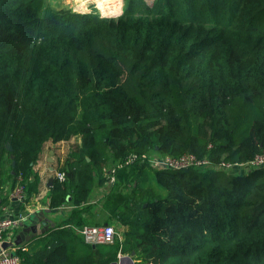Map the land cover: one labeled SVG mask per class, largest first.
Segmentation results:
<instances>
[{
  "label": "trees",
  "instance_id": "obj_1",
  "mask_svg": "<svg viewBox=\"0 0 264 264\" xmlns=\"http://www.w3.org/2000/svg\"><path fill=\"white\" fill-rule=\"evenodd\" d=\"M52 1L0 0V190L21 179L27 198L39 193L44 145L81 136L50 189L49 208L71 214L20 264H115L120 252L134 264H264V168L149 164L247 163L264 150V0H127L116 19ZM111 177L99 202L126 231L94 248L82 215Z\"/></svg>",
  "mask_w": 264,
  "mask_h": 264
},
{
  "label": "crops",
  "instance_id": "obj_2",
  "mask_svg": "<svg viewBox=\"0 0 264 264\" xmlns=\"http://www.w3.org/2000/svg\"><path fill=\"white\" fill-rule=\"evenodd\" d=\"M75 137L70 141L59 142L57 144L52 141L47 142L40 158L34 167V172H37L40 177L39 193L32 195L24 200H18L12 196L13 182L12 180L7 181L1 186L0 190V219L5 217L18 218L21 215L26 216V220L23 224L13 231V234H9L3 244V249L7 250L10 254L18 255L20 249L25 251L36 249L46 243L51 237L57 236V226L65 222L71 214L73 207L69 204L63 205L59 209H50V189L53 187L55 180L60 182H66L67 177L64 175V179H60L61 167L66 163L69 153L72 151L71 147L68 146L65 152L63 147L72 143ZM78 140L79 148L81 147V138ZM71 150V151H70ZM76 150V149H75ZM78 150V149H77ZM109 178L106 183L107 187L110 186ZM106 185L104 187L96 188L93 197L88 204H94L93 208L89 213H84L82 218L87 220L86 226H105L111 225L117 229L119 239L123 241L124 232L126 228H123L122 233H119L118 224L114 215H111L109 211L103 208L101 192H107ZM114 186V185H112ZM109 188V187H108ZM97 197V198H96ZM46 223V226H43ZM80 227L79 231L84 227ZM41 232V234H38ZM18 243V244H17ZM1 251V248H0Z\"/></svg>",
  "mask_w": 264,
  "mask_h": 264
},
{
  "label": "built area",
  "instance_id": "obj_3",
  "mask_svg": "<svg viewBox=\"0 0 264 264\" xmlns=\"http://www.w3.org/2000/svg\"><path fill=\"white\" fill-rule=\"evenodd\" d=\"M137 160L136 156H130L126 163H132ZM149 164L152 168L156 170H166V171H182L191 168L196 169H216L222 170L230 174H252L256 170L264 168V150L256 155L251 161L247 163H221L219 165H213L209 160L202 159L199 160L197 157L191 154H185L178 158L172 157H153L149 158ZM65 174H60L59 178L64 179ZM115 179L112 178V181ZM12 196L18 200H24L26 198L25 187L21 184V179L14 187L12 191ZM26 216L21 215L18 218L5 217L0 219V264H20L21 260L18 255L10 254L7 250L3 249V244L6 237L9 234H13V231L20 227L26 220ZM84 237L85 242L97 246V245H111L114 244L116 239H119V234L117 230L111 225L105 226H86L79 231ZM120 240V239H119ZM121 242V240H120ZM125 254L121 252L118 255V264H130L126 260Z\"/></svg>",
  "mask_w": 264,
  "mask_h": 264
},
{
  "label": "rangeland",
  "instance_id": "obj_4",
  "mask_svg": "<svg viewBox=\"0 0 264 264\" xmlns=\"http://www.w3.org/2000/svg\"><path fill=\"white\" fill-rule=\"evenodd\" d=\"M126 1L127 0H122V2H121L122 4H121L120 8L118 9L119 12L115 13V15H114V13L113 14H109V15L108 14L107 15L104 14L103 11L98 7L97 0H53L52 1V5L54 6V8L57 11H63V10H67L68 9V10L72 11L75 14H81V13H83V14H92L93 12L95 13V10H96L104 18L116 19L117 17L122 15V13L124 11L123 10L124 9V4L127 3ZM143 1H145V3H148L149 5H152L155 0H143ZM74 134L75 135H73L72 138L75 137V140H72V143H69V145L66 144L65 147H63L64 148L63 150L65 152L67 151L68 146L72 148L71 150L79 149L78 146H79V142L80 141L78 140V138L80 139L81 136H79L77 133H74ZM152 156H155V155H152ZM151 158H153V157H151ZM112 185L116 186V180L110 181V186H108L109 188L106 185L107 192H109V190H113V189H111L113 187ZM101 193L103 195L105 194V192H101ZM116 225H118L119 233L121 234L122 231H123V228H121V226L119 224H116ZM122 236H123V234H122ZM124 256L129 257L130 255L125 254Z\"/></svg>",
  "mask_w": 264,
  "mask_h": 264
},
{
  "label": "bare ground",
  "instance_id": "obj_5",
  "mask_svg": "<svg viewBox=\"0 0 264 264\" xmlns=\"http://www.w3.org/2000/svg\"><path fill=\"white\" fill-rule=\"evenodd\" d=\"M83 2V1H82ZM122 0H97L98 7L103 11L104 14L118 13V9L121 6ZM82 7V6H81ZM80 10V9H79ZM119 15V14H118Z\"/></svg>",
  "mask_w": 264,
  "mask_h": 264
},
{
  "label": "water",
  "instance_id": "obj_6",
  "mask_svg": "<svg viewBox=\"0 0 264 264\" xmlns=\"http://www.w3.org/2000/svg\"><path fill=\"white\" fill-rule=\"evenodd\" d=\"M6 149H7L8 152L13 153V149H12L11 145L8 144V145L6 146ZM11 159L13 160V161H12V167L15 168V166H16V162H15V160H14V155H11ZM87 160L89 161V158H87ZM43 226H46V223H43ZM38 234H41V232H38ZM17 244H18V243H17ZM93 247L95 248L96 246H93ZM132 258H133V255L127 257L126 260H128L130 264H134V261H133ZM115 264H118V263H115Z\"/></svg>",
  "mask_w": 264,
  "mask_h": 264
}]
</instances>
